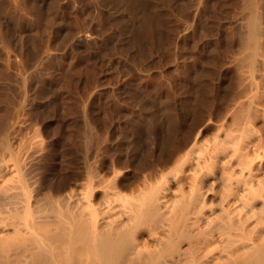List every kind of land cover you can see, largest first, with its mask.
Returning <instances> with one entry per match:
<instances>
[{
    "label": "rangeland",
    "instance_id": "374dc122",
    "mask_svg": "<svg viewBox=\"0 0 264 264\" xmlns=\"http://www.w3.org/2000/svg\"><path fill=\"white\" fill-rule=\"evenodd\" d=\"M215 1L0 0V163L18 158L32 200L77 187L87 166L111 174L120 146H156L162 165V128L175 146L209 136L250 95L264 135V0ZM128 116L136 152L117 138Z\"/></svg>",
    "mask_w": 264,
    "mask_h": 264
},
{
    "label": "bare ground",
    "instance_id": "6f19581e",
    "mask_svg": "<svg viewBox=\"0 0 264 264\" xmlns=\"http://www.w3.org/2000/svg\"><path fill=\"white\" fill-rule=\"evenodd\" d=\"M250 96L209 136L199 128L175 146L163 125L155 141L174 150L158 166L156 143L135 155L128 116L117 138L137 152L123 147V160L117 145L111 174L85 160L82 181L58 195L32 200L22 163L2 161L0 264H264V135Z\"/></svg>",
    "mask_w": 264,
    "mask_h": 264
}]
</instances>
